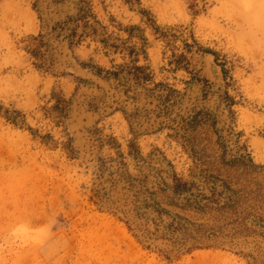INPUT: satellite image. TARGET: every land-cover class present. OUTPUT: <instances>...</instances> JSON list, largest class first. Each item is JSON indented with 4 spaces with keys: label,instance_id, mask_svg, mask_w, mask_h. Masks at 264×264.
I'll return each instance as SVG.
<instances>
[{
    "label": "rangeland",
    "instance_id": "1",
    "mask_svg": "<svg viewBox=\"0 0 264 264\" xmlns=\"http://www.w3.org/2000/svg\"><path fill=\"white\" fill-rule=\"evenodd\" d=\"M0 264H264V0H0Z\"/></svg>",
    "mask_w": 264,
    "mask_h": 264
},
{
    "label": "crops",
    "instance_id": "2",
    "mask_svg": "<svg viewBox=\"0 0 264 264\" xmlns=\"http://www.w3.org/2000/svg\"><path fill=\"white\" fill-rule=\"evenodd\" d=\"M87 50H90V49L87 48ZM95 51H96V50H93V49H92V52H91L89 55H90L91 57H95L96 60H97V62L99 63L100 66H103V68H105L106 70H109V69H108L109 67H107V65H106V64L104 63V61H103V60H104L103 58H104V57L106 58V56H105L104 54H103L104 56L101 55L99 51H96V52H95ZM116 55H117V54H116ZM110 58H111V60H112V57H110ZM106 59H107V58H106ZM109 61H110V60H109ZM114 63H115V62H114Z\"/></svg>",
    "mask_w": 264,
    "mask_h": 264
},
{
    "label": "bare ground",
    "instance_id": "3",
    "mask_svg": "<svg viewBox=\"0 0 264 264\" xmlns=\"http://www.w3.org/2000/svg\"><path fill=\"white\" fill-rule=\"evenodd\" d=\"M206 63H207V65H208V67H210L211 68V60L210 59H207L206 60ZM209 69V68H208ZM71 121V120H70Z\"/></svg>",
    "mask_w": 264,
    "mask_h": 264
}]
</instances>
